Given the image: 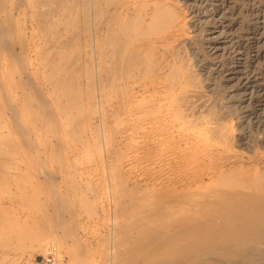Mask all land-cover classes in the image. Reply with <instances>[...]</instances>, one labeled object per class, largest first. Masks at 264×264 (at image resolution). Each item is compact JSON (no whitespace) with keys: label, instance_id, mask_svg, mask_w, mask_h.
<instances>
[{"label":"rangeland","instance_id":"1","mask_svg":"<svg viewBox=\"0 0 264 264\" xmlns=\"http://www.w3.org/2000/svg\"><path fill=\"white\" fill-rule=\"evenodd\" d=\"M46 1L0 0V88L42 89L27 95L32 105L55 111L44 109V129L28 139L14 132L9 108L0 112L4 140H35L0 154L9 161L0 163V264H35L52 243L59 264H184L176 260L190 245L231 227L218 216L228 190L242 202L264 190L220 180L244 171L264 183V0H117L123 16L142 12L129 76L157 81L127 89L116 56L108 52L106 70L97 52L91 0ZM158 6L167 18L152 20ZM204 185L220 190L206 196ZM150 228L168 230L169 241L150 240ZM136 243L146 254L125 260L119 250Z\"/></svg>","mask_w":264,"mask_h":264},{"label":"bare ground","instance_id":"2","mask_svg":"<svg viewBox=\"0 0 264 264\" xmlns=\"http://www.w3.org/2000/svg\"><path fill=\"white\" fill-rule=\"evenodd\" d=\"M46 1V0H45ZM49 1V0H48ZM51 1V0H50ZM53 1V0H52ZM51 1V2H52ZM59 1V0H58ZM56 1V2H58ZM87 1V0H86ZM120 1H123V0H120ZM40 2V1H38ZM47 2V1H46ZM53 5V3H51ZM115 1L114 0H91V19L93 20V37L95 38V41H96V45H97V48H98V53L101 54V57L105 59V57H108V52H112L115 56H116V62L119 63L118 66H122V74H123V82H124V85L126 87V89L129 87V85H134V84H137L138 82L141 84L140 85V88L142 85H146V82H147V79L148 82L154 87L157 83L156 80H154L155 78L153 77L152 78H149V77H145L143 74H140L138 73L136 76L135 75H132V76H129L130 72L135 70V64H139L137 60H135L136 58V50H132L131 48V42H132V39L134 36H137L139 34H142V32L137 29L135 26H137V23L141 21V15H142V12L141 10H139L138 12H136L134 15L132 16H129V15H124L123 16V5H118L117 4V0H116V3H114ZM125 2V0H124ZM128 2V1H127ZM133 2V0H132ZM43 3V2H42ZM40 3V5L42 4ZM34 4V3H33ZM48 4V3H47ZM49 4V5H50ZM55 4V3H54ZM59 5V2L57 3ZM120 4V3H119ZM131 4V3H130ZM129 4V5H130ZM39 5V6H40ZM44 5V3H43ZM56 5V4H55ZM56 5V6H58ZM73 5H74V2H73ZM76 5V3H75ZM37 6L36 8H38L39 11H42V9L40 7H38V5H35ZM46 7H51V6H48V5H44L41 6L43 8ZM126 6H128L126 4ZM79 7V5L77 6ZM132 7V6H131ZM138 7V6H137ZM136 7V9H137ZM40 8V9H39ZM54 8V7H53ZM51 7V10L53 9ZM159 6L157 7L156 11H155V14L153 15V18L152 20H154L155 17H160L161 18H167V14L168 12H159L157 13V10H158ZM47 8H45L44 10L46 11ZM56 9V8H55ZM130 9V7H129ZM50 10V9H49ZM48 10V11H49ZM50 10V12H51ZM79 10V9H78ZM43 11V14L44 13H48V11ZM128 11V10H127ZM133 12V11H132ZM42 13V12H40ZM46 13V14H47ZM55 13V12H54ZM131 13V12H130ZM45 14V16H46ZM50 16V15H49ZM44 17V16H43ZM51 17V16H50ZM79 20V19H78ZM77 20V21H78ZM83 22V21H82ZM75 24V23H74ZM79 26V25H78ZM10 29V28H9ZM43 29V28H42ZM46 29V28H45ZM78 32V31H77ZM1 33V32H0ZM103 33V34H102ZM102 34V36H101ZM2 35V34H1ZM163 35V34H162ZM75 36V35H74ZM73 36V37H74ZM146 36V35H145ZM154 38V37H153ZM66 39V38H65ZM152 40V39H151ZM155 41V39H153ZM157 40V39H156ZM70 41V40H69ZM99 41V42H98ZM145 41V40H144ZM143 41V42H144ZM72 42V41H71ZM94 42V41H93ZM147 42V41H145ZM151 42V41H149ZM153 42V41H152ZM156 42V41H155ZM64 43V42H63ZM69 43V42H68ZM74 43V42H72ZM138 45V42L136 43ZM51 45V44H50ZM63 45V44H62ZM69 45V44H68ZM95 45V44H94ZM110 45V47H109ZM95 47V46H94ZM144 47V46H143ZM68 48V47H67ZM93 48V47H92ZM137 48V47H136ZM94 49V48H93ZM177 49V48H176ZM157 50V49H156ZM159 50V49H158ZM79 51V50H78ZM95 51V49H94ZM172 53V52H171ZM76 55V54H75ZM95 56H96V53H95ZM172 56V55H171ZM110 58V57H109ZM51 59V58H50ZM75 59V58H74ZM97 59V57H96ZM106 60V59H105ZM114 61V60H113ZM147 61V60H146ZM177 61V60H176ZM97 63V61H96ZM184 63V62H183ZM187 63V62H186ZM105 69L108 70L110 67V63L109 61H105ZM103 65V66H104ZM99 66V65H98ZM100 66L102 68V65L100 63ZM144 66V65H143ZM135 67V68H134ZM79 68V67H78ZM100 68V67H99ZM113 68V67H112ZM118 68V67H117ZM119 70V68H118ZM195 70V69H194ZM96 71V70H95ZM156 71V70H155ZM165 72V71H164ZM96 73V72H95ZM103 73V72H102ZM119 73V72H118ZM135 73V72H134ZM97 74V73H96ZM110 74V73H108ZM118 75V74H117ZM101 76V75H100ZM108 76V75H107ZM167 76V75H166ZM170 76V75H168ZM167 76V78H168ZM177 76V75H176ZM161 77V76H160ZM99 78V77H98ZM107 79V77H106ZM105 79V82H107ZM169 79V78H168ZM60 80V78H59ZM62 80V79H61ZM119 80V79H117ZM155 83H153L154 81ZM96 81H97V78H96ZM109 81H110V77H109ZM153 81V82H152ZM168 82H171L168 81ZM190 82V81H189ZM149 83L147 85H149ZM153 83V84H152ZM176 83V82H175ZM21 84V83H20ZM117 84V83H116ZM119 84V82H118ZM180 84V83H179ZM66 85V84H65ZM12 86V85H11ZM118 86V85H117ZM138 86V84H137ZM6 87V86H4ZM40 87V86H39ZM70 87V86H69ZM143 87V86H142ZM172 87V86H171ZM30 88V87H29ZM35 88V87H34ZM34 88H26L25 86H23L21 84V86L18 85V87H6V88H0V112L2 111L3 107L6 108H9L11 111V123L14 124V129L16 131H14L15 133H21L22 137L24 138H31L30 135L34 132L36 133L37 135L41 134L40 130L41 129H44V125L45 124V119H44V116H41V113H44L46 111H44L45 108H48V104L49 102L47 103L46 106L48 107H45L44 108V104L43 102H40V108L41 110H39V105L37 107L34 108V106L32 105V100L27 96L29 94H32L34 95L35 92H32ZM42 88V87H40ZM57 88V87H56ZM119 88V87H118ZM148 88V86H147ZM157 88V86H156ZM39 89V88H38ZM38 89L35 88V90L38 92ZM138 89V88H137ZM40 90V89H39ZM42 90V89H41ZM40 90V91H41ZM191 90V88H190ZM128 91V90H127ZM131 92V91H130ZM44 93V91H43ZM171 93V92H170ZM38 94V93H37ZM36 94V95H37ZM125 94H126V91H125ZM122 95V94H121ZM120 95V96H121ZM167 95V94H166ZM169 95V94H168ZM30 96V95H29ZM40 96L41 95V92H40ZM159 97V96H158ZM157 97V98H158ZM166 97V96H165ZM33 98V96H32ZM38 99V96L35 97V99ZM42 99V98H41ZM128 99V98H127ZM31 100V101H30ZM34 100V99H33ZM35 101V100H34ZM33 101V103H34ZM45 101V100H44ZM48 101V100H47ZM119 101H120V98H119ZM127 101V100H126ZM124 101V102H126ZM167 101V100H166ZM37 102V101H36ZM37 102V104H38ZM51 102V101H50ZM45 103V102H44ZM46 104V103H45ZM35 105V104H34ZM52 105V104H51ZM141 105V103H140ZM143 106V105H142ZM51 107V106H50ZM53 107V105H52ZM52 107L49 109L51 110ZM140 108V107H139ZM4 109V111H5ZM8 109V110H9ZM126 109V108H125ZM137 109V108H136ZM134 109V110H136ZM145 109V108H144ZM7 110V109H6ZM46 110V109H45ZM53 112L54 109H52ZM51 110V111H52ZM172 110V109H171ZM49 111V114H51ZM124 111V110H123ZM8 112V111H7ZM57 112V111H56ZM127 112V111H126ZM3 114V113H1ZM1 114H0V118H1ZM5 114V113H4ZM40 115V116H39ZM42 115H46L45 114H42ZM29 117V120H22V117ZM47 116H48V113H47ZM51 116V115H50ZM55 116V115H54ZM53 117V116H51ZM50 117V119H51ZM55 118V120L59 117H53ZM52 118V119H53ZM143 118V117H142ZM4 119V117H3ZM20 119V120H19ZM25 119V118H24ZM51 119V120H52ZM148 119V118H147ZM146 119V120H147ZM167 120V119H166ZM53 121V120H52ZM150 121V120H149ZM5 122L4 120H1L0 121V127H5L7 126V123H3ZM37 122V123H36ZM48 122V120H47ZM51 122V121H49ZM58 122V121H57ZM179 123V122H178ZM54 124V123H52ZM60 125V123H57V125ZM53 126V125H52ZM55 128H56V125H55ZM188 128V127H187ZM212 128V127H211ZM47 129V128H46ZM49 129V128H48ZM53 129V128H52ZM51 129V130H52ZM56 129H59L58 127ZM145 129V128H144ZM5 130V129H4ZM49 130V131H51ZM55 130V129H54ZM52 130V131H54ZM60 130V129H59ZM11 131V130H10ZM13 131V129H12ZM39 131V133H38ZM42 131V130H41ZM48 131V132H49ZM163 131V130H162ZM1 132V130H0ZM7 132V131H6ZM58 130L55 132L57 133ZM46 133V132H45ZM162 133V132H161ZM2 133H0V140L2 141L0 143V154L2 153H5L7 155H10L12 153H10L11 151H14L16 150V147L17 145L21 144V145H26L27 143V146L28 148L30 147V145L32 146V142H29V140L26 141V139L24 140V138L22 139V141L20 143H14V139H13V143L11 144L8 140H4V135L2 136L1 135ZM7 134V133H6ZM5 136H7L9 134V131H8V134ZM11 134V133H10ZM54 133H50V135H53ZM58 134V133H57ZM171 134V135H170ZM215 134V133H213ZM18 135V134H16ZM20 135V134H19ZM18 135V136H19ZM61 135V134H59ZM59 135H57L59 137ZM156 135V134H155ZM168 135L171 137L172 136V132L171 133H168ZM48 136V135H46ZM193 136V135H192ZM8 137V136H7ZM12 137V136H11ZM17 137V136H16ZM35 137V135L33 136ZM13 138V137H12ZM20 138V136H19ZM49 138V137H48ZM52 138V137H51ZM36 139V138H35ZM42 139V138H40ZM50 139V138H49ZM47 139V141L49 140ZM60 139V137H59ZM154 139V138H153ZM24 140V141H23ZM172 140V139H171ZM201 140V139H200ZM199 140V141H200ZM230 140V139H229ZM11 141V140H10ZM31 141H35V140H31ZM59 141V140H57ZM57 141L55 143H57ZM26 142V143H25ZM44 142V141H43ZM31 143V144H30ZM35 143V142H34ZM33 143V145H34ZM60 143V142H59ZM42 144V142H41ZM45 144V143H44ZM47 144V143H46ZM50 144V143H49ZM15 148H13V146ZM53 145V144H52ZM59 144H57V148L59 147L58 146ZM26 147V146H24ZM47 147V145H46ZM27 149V147H26ZM30 149V148H29ZM49 149V148H48ZM212 149V148H211ZM28 150V149H27ZM31 150V149H30ZM29 150V151H30ZM59 150V148H58ZM210 150V149H209ZM57 151V150H56ZM7 152H9L10 154H8ZM53 152V151H52ZM32 153V152H31ZM4 154V156H5ZM17 154V153H16ZM37 154V153H36ZM35 154V155H36ZM53 154V153H52ZM58 154V153H57ZM34 155V153H33ZM38 155V154H37ZM3 155H1L2 157ZM13 156V155H12ZM16 156H19V154H17ZM15 154L13 156V159H16L14 157H16ZM32 156V155H31ZM8 157H11L8 156ZM58 158V156H56ZM7 158V156H6ZM23 158V157H22ZM33 159H36V157H33ZM39 158V157H38ZM9 159V158H8ZM12 159V158H11ZM40 159V158H39ZM38 159V160H39ZM228 159V158H227ZM2 162H0L1 164L2 163H5L8 164L9 161H5V159H0ZM18 160V159H17ZM36 160V162L38 161ZM11 161V160H10ZM41 161V160H39ZM7 162V163H6ZM21 162V160H20ZM42 162V161H41ZM13 164V161L11 162ZM19 164V162H15V164ZM0 164V165H1ZM216 164V163H215ZM40 165V164H39ZM43 165V164H42ZM256 165V164H255ZM7 166V165H6ZM5 166V167H6ZM9 167H11L10 165H8ZM18 166V165H17ZM26 167V163L24 165ZM41 166V165H40ZM2 167H3V164H2ZM29 167V166H28ZM1 168V167H0ZM20 168V166H19ZM215 169V167H213ZM251 168V167H250ZM249 168V169H250ZM253 168V166H252ZM15 171L17 168H14ZM242 169V168H241ZM26 171V170H25ZM29 171V170H28ZM17 172V171H16ZM34 172V171H33ZM44 173V171H41ZM244 171H241L240 174L238 175H234V176H229L230 174H225V176L221 177V181L223 182V185L227 184V185H245L247 187H260V186H263L261 181L259 182V177L257 176H254L252 177V175H248V174H245L243 173ZM16 174V173H15ZM5 175V174H4ZM9 175V174H8ZM12 175V174H11ZM18 175V174H16ZM23 175V174H22ZM3 176V175H2ZM7 176V175H6ZM24 176V175H23ZM15 177V176H14ZM2 178V177H0ZM5 178V177H4ZM16 178V177H15ZM17 178H21V175L19 177V175L17 176ZM28 178V177H27ZM194 178V177H193ZM210 178V177H209ZM7 178L4 179V181L6 180ZM11 179V178H10ZM12 180V179H11ZM197 180V179H196ZM220 181V182H221ZM15 182H16V179H15ZM14 182V183H15ZM29 183V182H28ZM13 184V183H12ZM23 184V183H22ZM221 185V184H220ZM214 186V185H213ZM264 188V187H263ZM22 189V188H21ZM24 189V188H23ZM55 189V188H54ZM252 189V188H251ZM56 190V189H55ZM199 190V189H198ZM220 189L217 188H213L212 185L209 186V185H204V188L203 190H201L202 193L206 194V196H208L211 192H214V191H219ZM236 190V189H235ZM234 190V192H228L230 190L227 191V193L225 195H223V199L222 201L219 203L221 204V207H220V214L218 216H224L222 218L219 219V224L220 222H226L227 220H231L232 223L230 222H227L225 223L227 226L230 225L231 227H227L226 226L222 227L223 229H227L224 230V233L223 235L224 236H219L218 238L214 239L212 238V236H210L212 233L209 234V236H205L203 238L198 239L199 242L196 243L195 245H190L189 247V251L187 250V253L185 255H181V256H178L179 259H177L176 261H178L179 263H182L183 261L186 260V262L184 264H228L229 262H233L234 264H264V190L259 191L257 192L256 194L254 195H251L250 192V195H247L245 196V200L242 202L243 199H238L237 196L239 195L238 193H236ZM23 191V190H21ZM191 191V190H190ZM237 191V190H236ZM240 191V190H239ZM24 192V191H23ZM196 192V191H195ZM200 192V193H201ZM210 192V193H209ZM243 192V191H242ZM209 193V194H208ZM220 193V192H219ZM241 193V192H240ZM245 193V192H244ZM255 193V192H253ZM21 194V192H20ZM25 194V193H24ZM185 194V193H184ZM28 195V194H27ZM186 195V194H185ZM203 195V194H202ZM205 197V196H204ZM242 197V196H241ZM206 198V197H205ZM243 198V197H242ZM174 199V198H173ZM220 199V198H219ZM177 200V199H175ZM170 201V200H168ZM188 201V200H187ZM217 201V200H216ZM151 203V202H150ZM156 203V202H155ZM3 204V203H2ZM191 204V203H190ZM202 204V203H201ZM162 205V204H161ZM203 205V204H202ZM201 205V206H202ZM3 207V206H2ZM0 207V210H2L3 208ZM2 208V209H1ZM157 209V208H156ZM219 209V208H218ZM151 210V209H150ZM215 210V208H214ZM217 210V209H216ZM1 213V212H0ZM204 213V212H203ZM151 214V212H150ZM163 214V213H162ZM166 214V212L164 213ZM211 214V213H210ZM209 214V215H210ZM205 215V214H204ZM208 215V214H207ZM228 215L230 217H228ZM147 216V215H146ZM217 216V217H218ZM166 217V216H165ZM209 217V216H207ZM216 217V218H217ZM144 218V217H143ZM163 218V217H162ZM198 219V217H196ZM195 218V219H196ZM216 218H213V219H216ZM155 219V218H154ZM183 219V218H182ZM200 219V217H199ZM212 219V220H213ZM218 219V218H217ZM216 219V220H217ZM162 220V219H161ZM194 220V219H193ZM192 220V221H193ZM208 220V218L206 219ZM211 220V219H210ZM212 220L208 223V221L204 222L207 223V225L209 226H212ZM216 220H213L214 222H216ZM143 221V220H142ZM157 222V221H156ZM184 222V221H182ZM181 222V223H182ZM147 223V222H146ZM194 223V222H193ZM217 223V222H216ZM215 223V225H216ZM159 224V223H158ZM163 223H161L162 225ZM185 224V222H184ZM202 224V223H201ZM201 224L199 225L198 223H196V226L199 225V227H201ZM218 224V225H219ZM223 224V223H222ZM224 224V225H225ZM175 225V224H174ZM189 225H191L189 223ZM194 225V224H192ZM203 225V224H202ZM214 225V224H213ZM150 226V225H149ZM148 226V227H149ZM180 225H177L176 227L179 228ZM205 226V225H204ZM217 226V225H216ZM143 227V226H142ZM151 227V226H150ZM174 227V228H176ZM195 227V226H194ZM193 227V229H195ZM215 227V226H214ZM213 227V228H214ZM218 227V226H217ZM165 228H167L165 226ZM165 228H163V231L165 230ZM181 228V227H180ZM189 228V227H188ZM192 228V227H191ZM208 228V226H207ZM221 226H220V230H222ZM158 229V228H157ZM169 229V228H168ZM177 229V228H176ZM182 229V228H181ZM197 229H198V226H197ZM195 229V230H197ZM211 231H213L211 228H209ZM151 230V228H150ZM174 230V229H171L170 230V233L171 231ZM185 230V229H184ZM183 229L180 230V231H184ZM187 230V229H186ZM190 230V229H189ZM199 230V229H198ZM202 230H204V228H202ZM217 231H219V227L216 229ZM177 231V230H176ZM179 231V229H178ZM193 231V230H192ZM209 230H207L208 232ZM210 231V232H211ZM216 231V232H217ZM37 232V231H36ZM64 232V231H63ZM162 232V231H161ZM159 232L157 230H151L150 233H149V237L151 238L150 240H153V238L155 237H162V235H165L166 236V232H168V230H166V232ZM173 232V231H172ZM191 232V231H190ZM200 232V231H199ZM214 232V233H216ZM178 233V232H177ZM186 233V232H185ZM188 233V232H187ZM186 233V234H187ZM201 233V232H200ZM37 234V233H36ZM52 234V233H51ZM56 234V233H55ZM68 234V233H67ZM71 234V233H70ZM174 234V233H172ZM171 234V235H172ZM194 234V233H193ZM198 234V232H197ZM205 234V233H204ZM219 234H221L219 232ZM218 234V235H219ZM60 235V234H59ZM170 235V236H171ZM175 235V234H174ZM173 235V236H174ZM190 235V234H189ZM208 235V234H207ZM39 236H42V235H39ZM37 236V239L38 237ZM49 236V235H47ZM169 236V232H168V235L167 237ZM172 236V237H173ZM196 236V235H195ZM199 236V235H197ZM36 237V236H35ZM171 237V238H172ZM176 237V236H175ZM185 237V236H184ZM191 237V236H190ZM215 237V235H214ZM41 238V237H40ZM169 238V237H168ZM180 238V236H179ZM178 238V239H179ZM183 237H181L182 239ZM187 238V237H185ZM42 239V238H41ZM59 239V238H58ZM163 239H166L169 241V239H167L166 237L163 238ZM192 239H194L192 237ZM8 240V239H7ZM187 240V239H186ZM189 240V239H188ZM19 241V240H18ZM173 241V240H172ZM184 241V240H183ZM193 241H197L196 240H193ZM171 242V241H170ZM187 242V241H185ZM193 242V243H195ZM12 243V242H11ZM178 243V241L176 242ZM188 243H192V241L190 240ZM7 244V242H6ZM131 244V243H130ZM167 244V242H166ZM173 244V243H172ZM181 244V243H179ZM183 244V243H182ZM11 245V244H10ZM18 245H19V242H18ZM25 245V244H24ZM171 244H169V248L172 246H170ZM197 245V246H196ZM23 246V245H22ZM21 246V247H22ZM128 246L127 248L124 247V249L122 250L121 247L119 251H121V255L123 257H125L124 259L128 260V259H132L133 257H137L139 255L143 256L144 257V254L145 251L144 249H141V247L139 246L138 243L136 244H133L132 247L131 245H126ZM180 246V245H179ZM181 246H184V245H181ZM187 246V244H186ZM189 246V244H188ZM187 246V247H188ZM178 248V247H177ZM185 248V246H184ZM175 249V248H174ZM180 249V247H179ZM183 249V247H182ZM181 249V250H182ZM185 250V249H184ZM183 250V251H184ZM170 251V249L168 250ZM173 251V249L171 250V252ZM182 251V252H183ZM179 253H181V251H178ZM186 252V251H185ZM177 253V251L175 250V254ZM178 253V254H179ZM184 253V252H183ZM219 254V259L218 257L216 258L215 254ZM170 253H168L169 255ZM173 254H171L172 256ZM177 255V254H176ZM201 255H203V257H201ZM215 255V256H214ZM167 256V255H166ZM171 256H167V257H171ZM176 257V256H175ZM164 258V256L162 257ZM161 258V259H162ZM173 258V257H171ZM220 258H223L224 260L226 259V261L224 260H220ZM156 259V258H155ZM174 259V258H173ZM157 260V259H156ZM165 260V258H164ZM166 260H168V263L167 264H171L172 262H169L170 260L167 258ZM165 260V261H166ZM175 260V259H174ZM159 261V260H158ZM163 261V259L161 260ZM164 261V262H165ZM181 261V262H180ZM237 261V262H236ZM166 263V262H165ZM174 264V263H172ZM176 264V263H175ZM178 264V263H177Z\"/></svg>","mask_w":264,"mask_h":264},{"label":"built area","instance_id":"3","mask_svg":"<svg viewBox=\"0 0 264 264\" xmlns=\"http://www.w3.org/2000/svg\"><path fill=\"white\" fill-rule=\"evenodd\" d=\"M61 254L55 243L49 245L46 251L35 258V264H59Z\"/></svg>","mask_w":264,"mask_h":264}]
</instances>
